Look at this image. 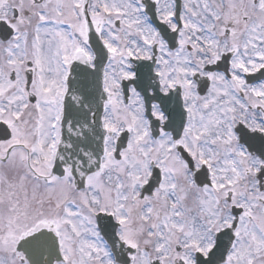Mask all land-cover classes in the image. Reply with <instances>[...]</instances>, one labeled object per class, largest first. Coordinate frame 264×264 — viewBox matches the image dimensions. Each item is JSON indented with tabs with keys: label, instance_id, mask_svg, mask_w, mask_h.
I'll use <instances>...</instances> for the list:
<instances>
[{
	"label": "snow or ice",
	"instance_id": "snow-or-ice-1",
	"mask_svg": "<svg viewBox=\"0 0 264 264\" xmlns=\"http://www.w3.org/2000/svg\"><path fill=\"white\" fill-rule=\"evenodd\" d=\"M0 264H264V0H0Z\"/></svg>",
	"mask_w": 264,
	"mask_h": 264
}]
</instances>
